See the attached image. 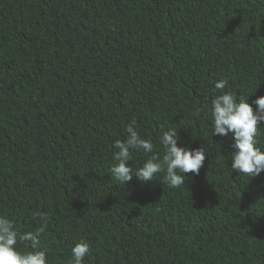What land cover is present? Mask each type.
<instances>
[{"label": "trees", "instance_id": "1", "mask_svg": "<svg viewBox=\"0 0 264 264\" xmlns=\"http://www.w3.org/2000/svg\"><path fill=\"white\" fill-rule=\"evenodd\" d=\"M220 79L255 111L264 0H0V216L23 233L46 215L49 264L81 240L85 264H264V172H230L232 141L211 137ZM132 119L161 155L170 127L207 148L199 175L111 178Z\"/></svg>", "mask_w": 264, "mask_h": 264}, {"label": "clouds", "instance_id": "2", "mask_svg": "<svg viewBox=\"0 0 264 264\" xmlns=\"http://www.w3.org/2000/svg\"><path fill=\"white\" fill-rule=\"evenodd\" d=\"M228 81L220 79L213 82L211 99V137H227L232 142L229 145L231 155L230 172L255 178L264 172V151L257 145L259 137L264 135L261 127L264 124V96L255 99V111L248 103L249 95H237L226 91ZM123 140H115L112 144L114 163L109 169L111 178L126 184L135 177L142 183L151 182L157 174L163 173V182L169 188L184 186L187 173L199 175L207 159V148H188L178 146L181 143L176 127L162 131L158 144L162 155L154 152L151 138H144L138 131V124L132 119L124 129ZM151 153L142 166H129L134 153ZM240 175V176H241ZM42 218L43 222L34 231L19 232L15 223L0 216V264H49L47 252L42 249L41 236L47 228V216L37 212L33 219ZM23 245L25 250H19L17 245ZM31 249V250H27ZM90 245L81 240L71 247L68 264H85L84 258L90 254Z\"/></svg>", "mask_w": 264, "mask_h": 264}]
</instances>
